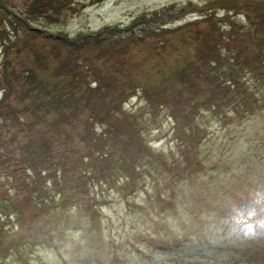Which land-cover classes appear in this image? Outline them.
<instances>
[{
    "label": "rangeland",
    "instance_id": "1",
    "mask_svg": "<svg viewBox=\"0 0 264 264\" xmlns=\"http://www.w3.org/2000/svg\"><path fill=\"white\" fill-rule=\"evenodd\" d=\"M30 1L34 0H0L2 24L8 20L7 6L26 14ZM53 2L54 11L49 8L29 22L69 35L104 25L124 27L174 5L194 8L175 14L161 33L129 41L117 52L78 56L82 80L87 65L100 72L102 85L108 88L104 98L86 97L83 81L64 88L66 84L44 86L41 109L26 110L22 99L18 114L0 118V264H264V81L255 71L264 74V0ZM29 30L8 24L9 54L17 72L33 62L37 50L53 47V59L63 53L53 40ZM226 60L234 64L231 73L222 72L214 79L197 73L202 67L214 70ZM181 62L196 69L179 77L174 72ZM255 62L257 68L250 69ZM10 65H0V74L9 73ZM234 75L241 80H233ZM86 80L93 84L91 77ZM236 84L239 89L225 100ZM3 86L0 82V98ZM61 88L62 99L55 96ZM5 97L13 98V92ZM189 97H195L197 104L187 114ZM234 98L250 99L233 107ZM61 104L66 107L58 108ZM246 106L255 110L241 120ZM58 111H63L64 120L49 130L43 131L38 122L35 127L22 125ZM96 112L110 113L111 120L102 118L101 125L118 122L104 134L108 140L115 142L126 133L108 164L94 167L99 168L106 200L88 204L80 196L73 202L75 192L59 182L58 172L35 182L33 173L10 171L22 137H37L39 128L51 145L60 127L72 122L82 127L83 116L77 115L86 114L91 121ZM136 123H142L140 130L134 129ZM97 137H101L98 127L81 146L89 147ZM55 142L51 151H57ZM212 158L218 163L211 169L207 162ZM62 166L60 161L59 169ZM28 182L36 189L31 191L36 193L32 200H8L28 191ZM128 187L133 191L125 190ZM61 196L68 202L65 207ZM53 203L63 206L62 216L50 207ZM41 213L59 216L22 229L27 217Z\"/></svg>",
    "mask_w": 264,
    "mask_h": 264
},
{
    "label": "trees",
    "instance_id": "2",
    "mask_svg": "<svg viewBox=\"0 0 264 264\" xmlns=\"http://www.w3.org/2000/svg\"><path fill=\"white\" fill-rule=\"evenodd\" d=\"M55 7L56 6L53 0H34L30 1L28 9H26V14L22 10L19 11L20 16H17L11 13L10 11L4 9L7 13L6 16L8 17V20L5 25L2 24V22L0 21L1 66L7 68L11 64V56L9 54L10 43L8 41V37L10 34L7 31L8 24L12 25L15 30L19 25L26 26L30 29L29 31L42 36V32L30 26L29 21H31L30 19H36V17H39L40 15L45 13L49 8L50 12L52 10L54 11ZM162 27L163 26H158L152 30H149L146 35L159 34L163 31ZM57 30L63 33L65 36L69 35L62 30ZM79 32L80 31L76 33ZM44 38L50 39L48 37ZM54 43L63 50V53H61V55L64 54L63 56L59 55L58 57L53 59L51 57L53 55L50 54L53 53V47H49L46 51L37 50V56L35 57L32 63L28 65H23L22 68H18V72L16 70L17 67L11 64V71H8L9 73H7V71L5 70L3 73L0 74V82L4 84L3 95L1 98H4L5 100L3 101V104L0 105V118L8 116L11 117L18 114L21 111L19 110L20 106L24 103L19 102L18 100L22 99H26V102L24 103L26 110L38 111L39 109H41L43 98L40 93L42 92L44 86L55 88L66 84L62 87L64 88L69 84L83 81V92L86 93V97L90 98V100H94L96 98H104L108 94V88L102 85V78L100 72L95 69L91 70L90 65L84 67L86 69L83 70L84 78L82 80V74L80 73L81 69H79L80 64L75 59L78 56H83L84 58L85 56L83 53H86L85 55L89 56V58H96L101 57V55H104L106 52L109 51L117 52L119 49L123 48L127 44V42H122L119 40L110 41L108 38H104L96 41L83 42L78 45H70L66 41L60 39L58 42ZM39 63L42 64L41 67L39 66ZM222 64L227 65V68L224 70V73H227L228 71H234V68L232 67V61L226 60L218 63L217 65ZM192 67V64L181 62L176 67L174 73L181 77V75L187 73L188 69ZM202 68H200L198 71H200ZM195 69L196 67H194V70ZM208 74H210V72ZM208 74H205V76H208ZM169 76L170 74L163 75V77L165 78ZM90 77L92 80H94L93 84L86 80ZM116 78L117 76L115 77V80ZM210 78L214 79V77ZM178 84L179 82L175 86L176 89L179 86ZM158 86L160 87V84ZM62 88L59 90L60 94L56 93L55 96L57 98H64L62 94ZM234 89L235 87L231 90V94L229 95H233ZM10 92H13V98L5 97V95L9 94ZM116 100L117 98L112 100L110 99V106L112 101H114L115 103ZM217 103L218 102L214 104ZM196 104L197 102L195 101V97L188 98L187 103L185 104V106H189L187 114H189L194 109ZM65 105L66 104L58 105V108L64 109L66 107ZM63 111L46 114L42 121L40 118L38 120L28 119L26 122H23L22 125L25 124L35 127V122H38L39 126L42 124L40 127H42L43 131L47 129L49 130L51 128V125H53L54 123L59 124L60 121L63 122ZM77 116H83V126L77 127V123L74 124L72 122V126L63 127V129L62 127H60L61 130L58 131L57 136L53 139V143L56 140L55 144L57 145V151H51V146L54 144L52 143L50 145L49 138L41 136L43 132L42 130H39V128H37L38 130L36 132L37 137H22V139L18 141L19 144L16 145L17 148H20L17 151V156L13 154V161L9 163V165H12L10 171H28L29 173H33L32 180L35 182L42 181L45 178L46 174L55 175L59 173V176H61V181L59 182H61L65 186H68L72 191L75 192L73 202H78L80 199L78 196H76L77 190H83V199L84 196L88 197L92 195L91 193L95 189V186H100L102 184L99 182V179L101 178L100 172L97 173V170L99 168L94 167L98 163H107L106 160L112 157V152L117 147V145L121 143L122 134L126 133L119 134L120 139H116L115 142L108 140L104 136L106 131L109 130V128L111 129V127L109 126L117 127L116 124L118 122H114L113 120V122H108V124H105V126L101 125L105 121L102 120V118L107 119L108 116V120H111L110 113L96 112L94 114L93 120L91 121L87 119L86 114H78ZM64 122L69 123V120H65ZM142 126V123H136L134 125V129L140 130ZM96 127H98L99 133H101V137H97L96 140L93 141L89 147H82L81 141L85 139V136L91 131V129H95ZM128 130H133L132 126ZM135 133L137 132L135 131ZM0 142H3V139L0 138ZM4 143L6 145L8 143V140H4ZM90 148H92L91 151H89ZM9 159H11V157H9ZM60 161L63 162V166L66 165L65 168H63L62 166V168L59 169ZM68 176H71L70 179H68ZM43 185L46 189L45 182H43ZM33 190L36 189H34V186L31 185V188L28 189V191H24L19 194H14L13 196L9 197L8 200L21 197L22 201H30L36 195V193L31 192ZM92 197L94 196L92 195ZM60 201L64 204V207L68 203L65 202V197L63 196H61ZM90 202L93 203L92 200ZM90 202L88 204H91ZM39 209L41 210V207H39ZM31 217H27L23 223H26V221Z\"/></svg>",
    "mask_w": 264,
    "mask_h": 264
}]
</instances>
